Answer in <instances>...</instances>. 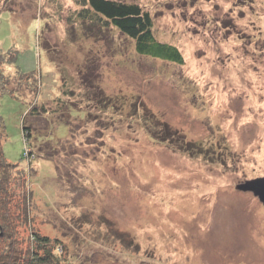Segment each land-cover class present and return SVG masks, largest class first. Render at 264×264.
Listing matches in <instances>:
<instances>
[{
  "label": "rangeland",
  "instance_id": "1",
  "mask_svg": "<svg viewBox=\"0 0 264 264\" xmlns=\"http://www.w3.org/2000/svg\"><path fill=\"white\" fill-rule=\"evenodd\" d=\"M80 1L0 0V51L19 53L8 73L53 78L26 159L40 95L0 100L36 228L67 264H264V204L237 190L264 178V0H117L149 12L183 65L84 23ZM13 223L0 252L28 247Z\"/></svg>",
  "mask_w": 264,
  "mask_h": 264
},
{
  "label": "trees",
  "instance_id": "2",
  "mask_svg": "<svg viewBox=\"0 0 264 264\" xmlns=\"http://www.w3.org/2000/svg\"><path fill=\"white\" fill-rule=\"evenodd\" d=\"M79 4L82 8L78 14L80 20H83L84 23L89 22L101 29H116L126 39L134 42L137 54L179 65L184 64V58L176 47L162 43L156 38L154 19L140 5L117 0H81ZM4 12L0 8V17ZM18 60L19 53L17 51H0V100L5 95L22 98V91H25V88L30 92L32 89L34 95L39 96L42 92V84L48 85L53 80L52 76L47 74L45 78H42L43 81L38 82L34 72L26 73L21 70L10 75L7 68L16 66ZM32 82L35 85H32ZM42 96L43 94L37 98L34 105L31 103L32 106L23 119L24 159L29 155L28 147L33 138L32 128L30 125H26V121L29 120L30 122V119L36 117H40L42 120L51 118V111L47 109L46 105H39V102L44 99H41ZM5 139V124L0 117V239H8L11 234L8 231H12L16 225L13 223L15 217L16 223L22 218V222L29 229L30 235L25 238L28 244L25 251L16 247L13 240L8 241L6 243L7 249L0 252V264H67L60 253L62 251L61 244L51 241L34 224L35 215L33 214L36 208L33 204V196L35 197V192L30 186L31 178L25 175L20 164L13 165L8 162L4 153ZM16 170H18L17 173H15ZM14 203L17 207H23L24 210L19 211L17 216L10 209ZM12 215L15 217L12 218ZM25 239H23L24 242ZM21 252H24L23 255Z\"/></svg>",
  "mask_w": 264,
  "mask_h": 264
},
{
  "label": "water",
  "instance_id": "3",
  "mask_svg": "<svg viewBox=\"0 0 264 264\" xmlns=\"http://www.w3.org/2000/svg\"><path fill=\"white\" fill-rule=\"evenodd\" d=\"M238 191L252 193L264 204V178L246 182L237 188Z\"/></svg>",
  "mask_w": 264,
  "mask_h": 264
}]
</instances>
